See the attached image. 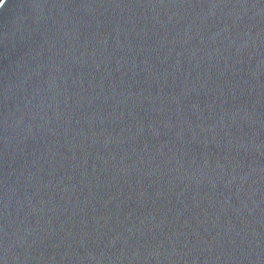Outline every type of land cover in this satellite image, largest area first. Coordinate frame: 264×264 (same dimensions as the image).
I'll list each match as a JSON object with an SVG mask.
<instances>
[{
  "label": "water",
  "instance_id": "obj_1",
  "mask_svg": "<svg viewBox=\"0 0 264 264\" xmlns=\"http://www.w3.org/2000/svg\"><path fill=\"white\" fill-rule=\"evenodd\" d=\"M0 264H264V0H0Z\"/></svg>",
  "mask_w": 264,
  "mask_h": 264
}]
</instances>
